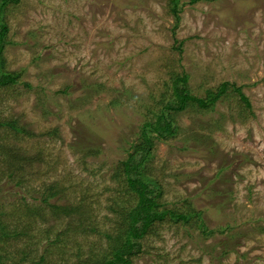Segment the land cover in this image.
Returning <instances> with one entry per match:
<instances>
[{"label": "rangeland", "instance_id": "obj_1", "mask_svg": "<svg viewBox=\"0 0 264 264\" xmlns=\"http://www.w3.org/2000/svg\"><path fill=\"white\" fill-rule=\"evenodd\" d=\"M1 20L4 263L112 257L137 201L121 161L185 74L201 97L229 85L153 135L158 208L189 216L153 222L130 264H264V0H12Z\"/></svg>", "mask_w": 264, "mask_h": 264}, {"label": "trees", "instance_id": "obj_2", "mask_svg": "<svg viewBox=\"0 0 264 264\" xmlns=\"http://www.w3.org/2000/svg\"><path fill=\"white\" fill-rule=\"evenodd\" d=\"M12 0H0V85L13 84L17 80L18 73L13 71H7L2 68L3 58L2 51L6 43L5 32L7 27L1 20V12L5 3ZM194 2L196 0H190ZM186 75L177 76L173 80V97L170 98L165 104V109L160 113L154 115V120H146L143 122V126L140 130L139 138L141 141L134 145H130L132 152L128 151L127 158L121 161L122 170L125 175V181L128 189L137 195V201L134 206L129 210V224L125 228L124 238L121 240L119 246L112 251V257L105 260L104 264H130L131 256L136 254L140 248L141 243L138 241L147 231L148 227L160 220L166 215L171 217H180L186 220L189 215L182 213H175L169 209H159L158 198L161 193V189L156 180L152 179L146 173V162L151 156V148L153 145V135L159 139H165L172 137L177 132V126L175 121L170 116L169 110L174 112L181 111L187 108L189 105L198 104L199 107H208L226 92L229 83L222 82L215 93L210 90L207 91L206 97H201L192 94L186 87L185 83ZM241 100L249 105L247 96L241 91V87H234ZM3 124L10 126L12 129L20 130L21 128L16 126L15 121H5ZM129 147V149H130ZM55 195L50 193L43 198V201L47 203V197ZM56 212L62 215H69L70 211L67 206L53 205ZM4 227H0V236L8 233L3 231ZM12 234H16L13 232ZM20 234V233H19ZM2 254H0V264L4 263Z\"/></svg>", "mask_w": 264, "mask_h": 264}]
</instances>
